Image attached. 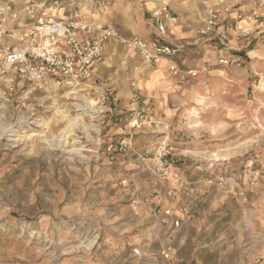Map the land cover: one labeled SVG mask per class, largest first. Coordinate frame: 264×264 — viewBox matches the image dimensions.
<instances>
[{"label":"rangeland","instance_id":"1","mask_svg":"<svg viewBox=\"0 0 264 264\" xmlns=\"http://www.w3.org/2000/svg\"><path fill=\"white\" fill-rule=\"evenodd\" d=\"M27 1L0 0V9L11 4L19 13L16 18L8 15V26L22 30L31 25L24 11ZM32 1L55 14L77 9L88 19L113 15L131 5L144 9L140 0ZM212 3L206 4L204 19ZM21 15L28 17L27 26H13L12 21H20ZM234 25L232 16L224 21L228 48L215 35L198 34L200 25L190 42L183 40L186 46L178 58L182 71L173 73V81L181 90L178 94L187 99L184 118L155 120L161 108L136 78L129 84L133 95L139 88V104L131 103L133 96L116 95L102 77L94 81L92 94H81L78 88L45 87L22 79L10 88L0 75V264H161L164 241L158 254H148L124 238L127 220L119 215L122 204H143L141 199L152 194L136 193L128 200L123 189L128 180L120 178L130 173L117 162L125 155L158 153L160 149L139 151L137 141L150 144L157 134L163 135L162 128L172 131L171 136L161 137V144L166 141L173 154L174 147L199 149L193 157L183 154L186 165L207 163L204 171L212 177L239 176L252 169L255 178L246 194L253 187L264 192V56L259 54L264 33L257 27L243 37ZM15 39L2 37L0 45L17 44L19 38ZM221 57L227 60L220 62ZM141 65L146 64L141 61ZM100 88L112 93L106 104L100 102ZM147 98L146 105L142 100ZM44 129L51 130L47 143L38 137ZM123 139L131 140L126 152L118 149ZM109 144L112 150L107 149ZM141 169L147 170L142 160ZM221 188L234 194V188ZM260 236L255 233L253 244H258ZM245 253L255 260L264 256V250L262 255L256 246L245 248Z\"/></svg>","mask_w":264,"mask_h":264},{"label":"crops","instance_id":"2","mask_svg":"<svg viewBox=\"0 0 264 264\" xmlns=\"http://www.w3.org/2000/svg\"><path fill=\"white\" fill-rule=\"evenodd\" d=\"M161 1L140 0L143 3V11L136 9L137 5H131L120 7L113 15L103 14L101 17L91 15L89 20L96 26L113 27L119 30L124 37L140 36L151 41L158 38V30L150 12ZM167 1L179 17V23L175 28L176 36L186 42L192 40L193 30L204 23L206 4L211 1L215 4L218 3V0ZM21 16L20 21H12L13 26L15 24H19V27L27 26L28 17ZM258 27L259 32L264 33V21ZM14 43L10 41L8 44L14 45ZM259 54L264 56V49ZM170 62V59H165L158 65H141L138 49L129 48L121 41L112 38L106 42L104 60L95 67V81L102 77L106 85L116 95L131 98L133 91L129 83L132 78H136L144 93L152 96L155 103L160 106L159 109L161 108L154 116L155 120L165 121L174 118L175 115L184 118L186 113L183 106L187 99L178 94L181 93V90L174 85V75L169 69ZM48 85L57 86L59 89L63 88L55 85L53 79L44 83L45 87ZM94 88V80L88 81L82 83L76 92L92 94ZM161 130L163 135L159 136L156 133L157 138L152 139L150 144L142 143V145L138 139V150L143 152L145 148H149L148 150L155 152L161 149L163 142L161 139L172 135V131L168 132L163 128ZM165 133L168 134L165 135ZM174 148L176 150L174 154L178 157L171 166L172 170L178 171L192 180L196 184L193 186L194 191L196 189L201 191V195H197V201L192 207L189 217L174 231L171 245L175 256L179 260L195 264H264V256L255 260L245 253V248L256 246L261 249L263 255L264 192L253 187L242 200H237L233 193H228L223 191L221 187L212 185L214 177L204 171L207 168V163L201 164L197 161V166L186 165L187 162L183 158V154L193 157V152L194 154L200 152L198 148L193 146L182 147L180 148L181 151H178L179 148L177 147ZM126 156H123V161L118 160L117 166L122 167V171H129L128 173H130L128 176L124 175L120 178L121 181L123 179L128 180L127 185L124 184L125 188L123 187L128 191V200L136 193L141 196L151 193L152 204L150 206L170 207L176 214L181 198L179 182L172 178L159 180L147 170L141 169L140 156L127 158ZM133 166H137V168L131 169ZM189 168L193 169L189 170ZM130 175L133 177L129 178ZM127 198L125 197L124 200ZM256 199L260 202L258 203ZM119 215L127 220L124 229L122 228L127 236V238L124 236L126 242L138 244L148 254L160 252L161 243L165 242L164 237L171 227L170 225H160L154 218L151 207L146 208L143 204L135 205L126 201L122 204ZM140 230L144 233L137 232ZM255 233L261 235V240H257V245L253 244Z\"/></svg>","mask_w":264,"mask_h":264},{"label":"built area","instance_id":"3","mask_svg":"<svg viewBox=\"0 0 264 264\" xmlns=\"http://www.w3.org/2000/svg\"><path fill=\"white\" fill-rule=\"evenodd\" d=\"M59 4V0H54ZM24 11L32 20L31 25L17 29L8 26V15L16 18L18 12L13 5L6 4L0 9V38H19L17 44L3 47L0 45V75L4 76L10 88H14L19 79L43 86L46 81L53 79L55 84L76 89L82 83L95 81V67L104 60L106 42L115 38L129 48L140 52L144 64L158 65L165 59H170L169 69L174 74L180 73L178 62L185 42L176 36L179 17L167 0L152 9L151 14L158 30V38L147 41L140 36L123 37L115 28L96 26L82 12L72 9L68 12L53 13L44 4L32 0L26 2ZM232 16L234 27L239 34L248 36L264 21V0H218L207 7L204 23L197 28L202 36L215 35L221 40L224 48L229 47L228 35L224 21ZM241 23L247 25L242 26ZM253 24V25H252ZM233 29V28H232ZM19 33L20 36L17 34ZM16 40V39H15ZM227 59L221 57L220 62ZM98 95L101 104H106L111 98V91L100 88ZM139 88L136 87L131 103H140ZM149 104L150 99H143ZM131 146V140L119 141L118 149L126 152ZM113 144L107 149L112 150ZM143 166L159 180L172 178L179 182L181 198L176 214L170 207L152 206L154 218L160 225H170L165 245L161 250V264H195L175 258L171 239L176 228L189 217L192 207L197 201L198 193L193 190L194 182L178 171L172 170L175 162L172 147L165 141L156 154H141ZM255 178L252 169L239 176H216L212 185L232 189L236 199L246 195L249 182ZM230 184L231 187H227ZM151 197L142 198V203L150 205ZM138 199H134L137 202Z\"/></svg>","mask_w":264,"mask_h":264},{"label":"clouds","instance_id":"4","mask_svg":"<svg viewBox=\"0 0 264 264\" xmlns=\"http://www.w3.org/2000/svg\"><path fill=\"white\" fill-rule=\"evenodd\" d=\"M101 107H103V105H101ZM93 111H94V112H98L99 109L93 107ZM100 123L103 124V117L100 118ZM105 127H106V125H105ZM97 131H99V129H97ZM50 134H51V130H49V129H44L43 132L39 133L38 137H39L40 139L44 140L45 143H47L48 140L45 139V137H48ZM95 143H96V141H95Z\"/></svg>","mask_w":264,"mask_h":264}]
</instances>
